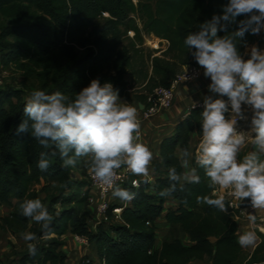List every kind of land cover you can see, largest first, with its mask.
<instances>
[{"label": "trees", "instance_id": "16d2710c", "mask_svg": "<svg viewBox=\"0 0 264 264\" xmlns=\"http://www.w3.org/2000/svg\"><path fill=\"white\" fill-rule=\"evenodd\" d=\"M228 2L0 0V61L22 73L24 87L4 84L0 88V204L11 210L0 217V232L5 230L17 238L32 232L38 237L33 242L36 253L30 254L25 247L16 252L13 264H66L68 258L61 248L68 233L85 236L95 244L100 264H240L244 248L238 243L235 214L196 202L197 196L212 192L202 169L197 168L199 184H186L185 191L170 197L159 195L170 185V167L184 171L179 155L183 149L189 150L192 134L202 135L204 103L203 107L191 108L176 125L174 134L162 141L160 160L153 163L157 174L154 185L141 181L138 189L126 187L136 196L124 208L121 222L115 223L110 211V220L95 228L90 224L95 222L89 202L91 186L75 182L71 168L62 167L59 155H50L54 149H45L30 131L17 132L27 119L23 109L34 90L48 94L60 91L71 99L93 79H99L101 83H112L119 98L130 100L134 91L135 100L145 105L147 93L168 87L184 66L194 62L191 53L195 49L184 45L187 35L198 31L213 15L222 14ZM136 18L142 22V29ZM245 18L237 17L227 32L218 35L237 31L239 21ZM130 32L134 38L127 37ZM142 32L166 40V51L161 56L143 55ZM258 41V34L246 33L243 40L237 41L238 52L244 58L246 47ZM210 97L219 98L218 94ZM229 112L225 113L226 118ZM42 152L49 153L50 167L46 171L38 168ZM246 153H240V157ZM86 159L81 158L77 166L86 167ZM191 162L196 167L194 157ZM48 181L58 183L69 194L51 199L47 205L54 219L51 234L41 238L40 225L30 224L32 220L21 214L19 204L26 199H39L36 187ZM171 199L177 201V206L167 209ZM54 204H60L61 209L54 208ZM164 214L170 227L159 247L158 222ZM180 232L189 236V243L184 242ZM257 235L260 242L244 264H264V234L258 231ZM45 239L49 240L45 243Z\"/></svg>", "mask_w": 264, "mask_h": 264}, {"label": "clouds", "instance_id": "9594fccd", "mask_svg": "<svg viewBox=\"0 0 264 264\" xmlns=\"http://www.w3.org/2000/svg\"><path fill=\"white\" fill-rule=\"evenodd\" d=\"M239 28L230 35L227 32L237 17ZM264 29V0H229L222 14L200 25L184 40L187 49H195L192 56L204 68L205 77H210L209 91L224 99L206 97L202 116V136L194 151L196 167H190L193 153L183 149L179 155L180 167L168 169L169 187L161 190V197H170L177 191H185L186 184H199L202 169L212 190L211 195L197 196L198 204H206L227 213L226 195L234 201L248 200L255 210H264V51L252 46L250 58L244 59L237 48V41L246 33L259 34ZM184 79L188 77L184 76ZM235 114L226 119L225 113ZM242 105L250 106L251 145L253 150L240 157L246 144L244 132H238L237 117L244 119ZM24 115L27 117L17 132H29L45 149L52 148L51 156L59 155L62 167L74 168L81 158H87L85 165L95 181L104 191L123 202H131L136 193L118 185L121 179L118 171L126 169L134 176L142 177L143 183H150V166L153 152L141 140V121L138 109L124 103L112 83H101L93 79L74 98L60 91L51 94L34 90L26 100ZM49 153L42 152L38 168L46 171L50 167ZM141 181L133 180L138 188ZM21 214L40 225L44 238L51 234L54 217L40 199H26L19 204ZM247 219L255 225L257 215L248 213ZM23 240L30 254L37 251L38 237L26 232ZM257 233L249 230L241 234L238 243L249 247L256 243Z\"/></svg>", "mask_w": 264, "mask_h": 264}, {"label": "crops", "instance_id": "0c3cea01", "mask_svg": "<svg viewBox=\"0 0 264 264\" xmlns=\"http://www.w3.org/2000/svg\"><path fill=\"white\" fill-rule=\"evenodd\" d=\"M194 62H196V60H194ZM201 68H202V75L199 79L191 83L182 84L176 88L174 105L170 109L152 117L151 119H143L141 117V112H140L142 110V107L140 106L141 103L135 100L134 91H131L130 100L120 98L122 102L131 104L132 106H135L138 109V116L141 121V140L150 148V150L153 152V157H154L152 165L150 166V175L152 177V180L149 184L151 186L154 185L157 176L153 168V163L160 160L162 141L165 138L170 137L174 134L176 125L184 117L188 115L191 108L195 106H199L200 104L204 103L206 97L215 94L209 91V85L211 84V79L210 77H205L204 68L203 67ZM219 98L224 99L226 102L228 101L227 97L219 96ZM245 107L247 108L246 105ZM242 110H246V109L243 108ZM201 136L202 135H199L197 133H193L191 136V140L189 143V151L193 153V156L189 158L190 167H193L191 160L194 157V151L195 148L198 146ZM134 178H138L140 181H143L142 177L134 176ZM91 195L97 199V192L95 189H91ZM108 201L112 205H124L123 201L119 200L118 198H114L112 195L108 197ZM130 205L131 202L127 203L126 207ZM176 206H177V201L173 199L169 200L168 203L166 204L167 209L175 208ZM259 216L263 218L264 214ZM90 224L93 228L96 227L94 221H91ZM169 227L170 226L166 223L165 214H164L163 217L158 222L157 238H158L159 247L161 246L164 237L167 235ZM249 230H253V229H251V224L249 223L248 220L243 221L242 224L238 223V232L240 235ZM1 233L5 234L3 237L7 236L8 239L13 238L15 240L17 239L21 240V238L14 237L5 230L1 231L0 234ZM180 236L185 243H189V236L187 234L180 232ZM259 242H260V238L258 237L254 245L249 247H243L244 251H247L248 253L247 257H249L253 253ZM14 246L17 247V244H14ZM61 250L64 254H66L68 258L66 264H81L86 261H93L95 264H100L98 260V253L95 244L90 243L89 245H83L76 243L74 240V235L71 233H68L65 236L64 245L62 246ZM189 264H211V263L193 261Z\"/></svg>", "mask_w": 264, "mask_h": 264}, {"label": "rangeland", "instance_id": "374dc122", "mask_svg": "<svg viewBox=\"0 0 264 264\" xmlns=\"http://www.w3.org/2000/svg\"><path fill=\"white\" fill-rule=\"evenodd\" d=\"M136 22L138 26L142 29V22L136 18ZM128 38H134L133 32H130L127 34ZM142 38H143V44L141 46L142 54L145 56H148L150 53H154L155 56H161L164 51L168 48V43L166 40H162L160 38L155 37L154 35H149L144 32H142ZM258 42L254 45H248L245 49L244 53V59L250 58V50L252 46L258 47L261 51H264V29H261L260 33L258 34ZM125 42L127 43V39H125ZM1 58V57H0ZM0 74L5 76L4 84H10L18 89H23L22 81H23V75L20 71H18L15 67L12 65L6 66L0 61ZM28 94V93H27ZM230 108V104H229ZM246 109V117L242 121H237V124L235 125L238 132H244L246 137V144L242 148L241 153H246L250 150H253L254 146L251 145V136H254L255 133L251 132L250 122L252 117V109L250 106L245 107L243 105L242 109ZM231 110V108H230ZM235 114L229 112V115L226 119H232ZM71 175L73 177V180L77 183H86L89 186H91V182L89 180L88 175V169L87 167H78L77 165L74 168H71ZM36 191L38 193V198L41 200V202L47 207V205L50 203L51 199L60 198L61 196H67L69 194V191H63V187L59 185L58 183H53L51 181H48L45 183V185H37ZM54 208L60 210V204H54ZM11 210L8 206L0 204V217L10 214ZM252 214H256L258 219L255 225L251 224V229L256 231V233L259 231L264 234V217L262 218L259 215L264 214V210H257L253 212H248ZM241 215L239 214V220L237 221L239 224H242L243 221L248 220L247 214ZM30 224H35V222L32 220ZM169 232V230H168ZM167 232V234H168ZM5 234H0V264H13L14 257L17 251L25 249L27 247V243L23 240L21 237V240L17 239H8L7 236L3 237ZM49 239L43 240V242H47ZM12 242V243H11ZM14 244H17V247L14 246ZM7 246V247H5ZM248 253L247 251H244V254L241 258L240 264H244L247 259Z\"/></svg>", "mask_w": 264, "mask_h": 264}, {"label": "built area", "instance_id": "2783aa9c", "mask_svg": "<svg viewBox=\"0 0 264 264\" xmlns=\"http://www.w3.org/2000/svg\"><path fill=\"white\" fill-rule=\"evenodd\" d=\"M134 34V33H133ZM168 43V42H167ZM169 45V43H168ZM202 75L201 66L193 62L190 65L184 66L182 70L175 75V77L171 80L170 85L168 87H158L153 89L151 92L146 95V102L143 105L141 112V117L143 119H151L152 117L170 109L175 102V90L178 86L182 84H187L196 81ZM184 76L188 77V79H184ZM5 76L0 74V88L4 86ZM203 107V103L199 105ZM244 116L246 117V110H242ZM231 112V111H230ZM232 113V112H231ZM245 119V118H244ZM237 117V121H242ZM121 179L117 182L118 185L122 188L133 187L134 189L138 188L134 187L132 184L133 180H139L138 178H134V176L129 173L126 169H121L118 171ZM89 180L91 182V189H95L97 192V199L90 195L89 202L90 206L93 207L95 212V225L98 226L102 223L108 222L110 218L108 217V213L111 211L112 220L115 223L121 222V214L126 207L127 203L124 202V205H112L108 201V197L111 195V190L104 191L103 187L99 184L98 181H95L92 178V175L89 173ZM140 181V180H139ZM226 195V206H228V210L235 214L236 220H239V214L245 215L248 212H253L254 209L251 206H244L242 202L234 201V198L230 195ZM114 206V207H113ZM113 207V208H112ZM239 212V214H236ZM74 240L76 243L89 245L90 241L85 236L74 235ZM81 264H85L81 263Z\"/></svg>", "mask_w": 264, "mask_h": 264}, {"label": "water", "instance_id": "95a60500", "mask_svg": "<svg viewBox=\"0 0 264 264\" xmlns=\"http://www.w3.org/2000/svg\"><path fill=\"white\" fill-rule=\"evenodd\" d=\"M140 106L143 108V105L142 104H140ZM242 204L244 205V206H251L250 205V202L246 199V200H244V201H242Z\"/></svg>", "mask_w": 264, "mask_h": 264}]
</instances>
